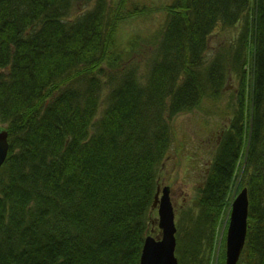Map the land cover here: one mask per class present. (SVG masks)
I'll return each instance as SVG.
<instances>
[{"label": "trees", "instance_id": "16d2710c", "mask_svg": "<svg viewBox=\"0 0 264 264\" xmlns=\"http://www.w3.org/2000/svg\"><path fill=\"white\" fill-rule=\"evenodd\" d=\"M76 3L0 0V125L9 142L0 264H139L164 165L192 160L182 142L174 149V120L205 104L218 115L232 75L238 107L216 141L194 218L178 229L176 254L179 264H204L238 180L250 201L240 264H264V0H173L151 40L126 43L118 26L153 10L145 1L94 0L74 16ZM239 23L236 43L212 49L214 36Z\"/></svg>", "mask_w": 264, "mask_h": 264}, {"label": "rangeland", "instance_id": "374dc122", "mask_svg": "<svg viewBox=\"0 0 264 264\" xmlns=\"http://www.w3.org/2000/svg\"><path fill=\"white\" fill-rule=\"evenodd\" d=\"M144 1L147 8L153 10H147L143 15L136 17L123 18L116 33L120 42L126 43V41L134 35L151 40L150 34H152L153 29H157L159 23L161 24L165 17L163 6L168 5L173 0H154V2L153 0H141V2ZM76 2L73 13L74 16L90 9V7L93 6L94 0L89 3L84 0H76ZM242 26V23H239L235 28L223 31L214 36V38H212V49H215L220 43H236L234 41L237 39ZM148 50L150 51L148 56L154 53V47L148 48ZM213 51L207 56L209 59L214 53ZM148 56L144 54L142 57L136 59V62H138V60L141 62L142 59L145 58L144 61L141 62L142 65L140 68L145 66L149 60ZM143 74L144 70L142 69L139 75L142 76ZM226 82L224 89L226 94L222 96L223 100L220 102L221 107L219 109L217 107L216 111L214 109L218 115L220 114L219 116L213 112H209V106H207L209 104H205L192 113L179 115L174 120L177 133V142H175L174 149L178 145H181L182 142L184 149L186 148V153L192 155V160H190V158H178L176 162L174 159V164L164 165L160 177V187L169 186L172 191L171 199L175 208V223L177 229L186 230L190 219L194 218L193 212L195 210L193 209V200L195 202L194 198L198 189L203 186L205 174L209 170L208 166L215 154L216 141L219 139L218 137L221 129L229 127L233 111L238 107L237 96L240 82L236 75L229 77ZM107 93L108 88H105L104 95ZM225 107L227 110H225ZM209 109L213 110L211 107ZM222 109L228 114L226 118L220 111ZM186 156L187 155H185V157ZM241 174L242 173L239 174L238 179H240ZM234 183L237 184L238 180L234 181ZM236 184L233 185L225 205L226 210L223 212L221 221L216 228V232L213 236V244L204 246L206 250L204 251L205 256L202 257L203 260L201 259L204 264H225L226 262L227 231L230 223L231 207L234 198L241 191V188H237ZM191 225L192 223L188 225V228L191 227ZM161 232L157 220L156 226L151 227V233L154 235V238L158 239L162 237ZM176 246L178 247V242ZM240 261L241 259L238 260L237 264H240Z\"/></svg>", "mask_w": 264, "mask_h": 264}, {"label": "water", "instance_id": "95a60500", "mask_svg": "<svg viewBox=\"0 0 264 264\" xmlns=\"http://www.w3.org/2000/svg\"><path fill=\"white\" fill-rule=\"evenodd\" d=\"M9 149L8 132L0 126V168L4 164ZM160 188L155 196L154 207L158 209V225L161 238L148 237L145 241L140 264H178L175 256L176 225L175 212L171 202L170 189ZM249 216L248 189L243 188L234 198L231 207L230 223L227 231L226 262L237 264L245 245Z\"/></svg>", "mask_w": 264, "mask_h": 264}]
</instances>
